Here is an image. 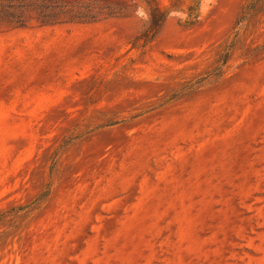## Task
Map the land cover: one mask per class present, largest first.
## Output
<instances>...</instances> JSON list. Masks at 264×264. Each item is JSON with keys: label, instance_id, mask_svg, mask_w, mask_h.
Listing matches in <instances>:
<instances>
[{"label": "rangeland", "instance_id": "obj_1", "mask_svg": "<svg viewBox=\"0 0 264 264\" xmlns=\"http://www.w3.org/2000/svg\"><path fill=\"white\" fill-rule=\"evenodd\" d=\"M136 2L0 0V264H264V0Z\"/></svg>", "mask_w": 264, "mask_h": 264}, {"label": "trees", "instance_id": "obj_2", "mask_svg": "<svg viewBox=\"0 0 264 264\" xmlns=\"http://www.w3.org/2000/svg\"><path fill=\"white\" fill-rule=\"evenodd\" d=\"M148 6L151 8V26L144 28L139 32L134 40V46L143 47L149 43L162 29L166 19L167 13L172 9L187 10L190 19L188 23H180L183 26L189 27L195 25L199 19V5L200 0H168L167 3H162L159 0H146ZM0 18L13 19V14L0 9Z\"/></svg>", "mask_w": 264, "mask_h": 264}, {"label": "clouds", "instance_id": "obj_3", "mask_svg": "<svg viewBox=\"0 0 264 264\" xmlns=\"http://www.w3.org/2000/svg\"><path fill=\"white\" fill-rule=\"evenodd\" d=\"M136 2V0H134ZM217 0H200L198 19L203 20L207 17L212 8L216 6ZM135 18L142 22L144 28L151 26V8L146 0L136 2V7L133 12ZM167 19H174L180 23H188L190 15L187 10L172 9L167 13Z\"/></svg>", "mask_w": 264, "mask_h": 264}]
</instances>
